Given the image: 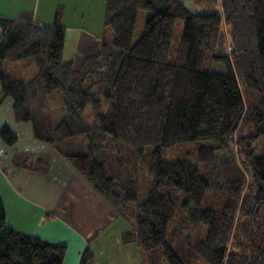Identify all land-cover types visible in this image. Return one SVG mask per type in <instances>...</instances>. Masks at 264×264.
<instances>
[{
	"label": "trees",
	"instance_id": "obj_1",
	"mask_svg": "<svg viewBox=\"0 0 264 264\" xmlns=\"http://www.w3.org/2000/svg\"><path fill=\"white\" fill-rule=\"evenodd\" d=\"M192 2L195 13L182 0H104L103 25L113 33L112 41L95 54L66 62L59 9L49 25L33 22L30 12L0 17V101L12 99L14 119L30 123L34 139L51 145L131 221L132 228L121 233L122 243L138 244L149 257L161 246L168 264L196 259L264 264V145L257 154L251 147L264 138V0ZM141 11L146 13L143 31L132 42ZM29 58L35 60L36 74L28 81L3 68L6 61ZM209 61L223 64L225 71H212ZM239 79L258 96L257 103H244ZM56 90L65 114L54 124L46 100ZM101 99L108 104L104 113ZM87 106L91 123L83 119ZM0 138L8 146L16 142L5 125ZM106 142L116 152L125 149L119 157L115 153V171ZM185 142L198 143L195 163L161 158L163 149ZM233 145L250 173L249 185L231 157L221 165L223 183L213 175L215 152ZM11 163L44 173L48 156L16 153ZM128 165L132 174L145 166L151 178L140 203L137 180L125 171ZM210 189L223 193L218 209L201 205ZM178 209L189 222L206 227L204 237L188 241L185 249L175 243L180 230H168ZM241 233L246 244L230 245ZM65 250L61 243L7 227L0 199V264H63ZM79 264H94L88 246Z\"/></svg>",
	"mask_w": 264,
	"mask_h": 264
},
{
	"label": "crops",
	"instance_id": "obj_2",
	"mask_svg": "<svg viewBox=\"0 0 264 264\" xmlns=\"http://www.w3.org/2000/svg\"><path fill=\"white\" fill-rule=\"evenodd\" d=\"M57 9L65 32L63 61L95 54L102 43L112 41V34L109 42L103 40L104 0H0V17L13 19L30 12L37 24H51ZM3 124L16 137L11 146L0 138V199L6 226L65 245L63 264H79L87 246L94 264H142L139 245L121 241V233L132 228L131 221L112 208L51 145L34 139L30 123L14 119L10 98L0 101ZM16 153L46 154L47 171L12 165Z\"/></svg>",
	"mask_w": 264,
	"mask_h": 264
},
{
	"label": "rangeland",
	"instance_id": "obj_3",
	"mask_svg": "<svg viewBox=\"0 0 264 264\" xmlns=\"http://www.w3.org/2000/svg\"><path fill=\"white\" fill-rule=\"evenodd\" d=\"M182 2L184 4V6L187 9H189L191 12H194V13L197 12V7L193 4L192 0H182ZM145 15H146V13L144 11H141L138 14V20H137L135 30L133 33L132 42L136 41V39H138V37L141 35V33L143 31V24H144V20H145ZM103 29H105V33L103 35V40L105 42H107V41L109 42L111 40L110 35L111 34L113 35V33L106 26H103ZM223 31L226 34L225 44H228L230 39L226 33L227 29L224 28ZM73 34H74V32H73ZM176 34L179 35L180 30H179V32L177 31ZM71 43H72V39H71ZM223 51H225V49ZM64 58H66V57H64ZM62 60H65V59H63V57H62ZM207 67L210 68L212 71H215V72H224L225 71L224 65L219 63V62H216V61H209L207 64ZM3 68L5 70H7V72L11 73L14 77L18 78L19 80H23V81L30 80L36 74L35 73L36 65H35V60L33 58H29L26 60H20V61H13V62L6 61L3 64ZM239 84H240V89H241V93H242L244 103L246 105H249L251 103H257L258 102V96L254 92H252L251 90L247 89L244 86V84L241 82L240 79H239ZM93 91L95 93L98 92L96 87H95V89H93ZM46 101H47L46 104L48 106L52 121L54 124H56L57 122H59V120L65 114V110H64L62 100H61L60 91L59 90L54 91L52 94H50L47 97ZM107 107H108V104L106 102H104L103 99H101V113H104L106 111ZM83 119L86 122H90V123L93 122V114L91 112L90 106H87L85 108V110L83 112ZM3 125L7 126V124H3ZM3 125H0V127ZM106 144H107L106 153L108 155V158L110 159V164L112 166V169H113V171H115L114 159H113L115 156V153H118L117 157H119L121 154L122 155L125 154L124 153L125 149L120 147V148H118V151L116 152V148L113 145H111V142H106ZM210 144H212V143H210ZM263 145H264V138H262V137L258 138L256 141H254L251 144V147L253 148V154L261 153ZM197 147H198V143H196V142L180 143V144L174 145L170 148L163 149L161 151V158L163 160H166V161H175V160L185 159L187 161L195 163L196 162V156H195L196 153L195 152H196ZM153 148L154 147L150 146V147H146L145 150L150 151ZM238 149L239 148H237V146L233 145L232 147H229L226 149L220 148L218 151L215 152V164H214V169H213L214 170L213 175L215 176L216 181H218L220 184L223 183V181L225 179L224 174L221 170V165H222L223 160L225 158H227V157L234 158L236 160L237 164L242 168L241 159H240V156L238 155ZM130 167L131 166L128 165L125 168V171L128 174H132V172L129 173ZM134 171H135V174H132V176L134 175L136 180H137V201L136 202L140 203L146 197L147 190L150 187L151 178H150L148 171H147V168L145 166H140ZM243 171H244V175H245L246 184L249 185L251 182L250 173H249L248 169H246V168H244ZM171 193L178 196L179 199L182 198V196L179 193H176L174 191H172ZM222 204H223V193L218 192L214 189H210V190H207L205 192L204 198H203L202 203H201V205L203 207H212L215 209H218ZM134 205H135L134 202L130 203L129 208L130 209L134 208ZM168 230L170 233L171 232L174 233V232H177V230H180V237L181 238H178L175 243H176V245H179L180 247H182V249H185L186 248L185 245H187L188 241L191 243L194 240L201 239L204 237L206 227L204 225H201V224H195V223L189 222L187 220L185 211L178 209L175 212V214L173 215V218L171 219V221L169 222ZM236 243H240L242 246H244L246 244V238L242 233L239 234L238 239L232 238L230 240V245H234ZM161 251H162L161 246H157L156 248H154L151 251V255L149 257V256H146V255H148L147 253H145L144 251L141 250V262H142V264H168L162 258ZM143 261H144V263H143ZM189 264H204V262L200 259H196L192 263L190 262Z\"/></svg>",
	"mask_w": 264,
	"mask_h": 264
}]
</instances>
